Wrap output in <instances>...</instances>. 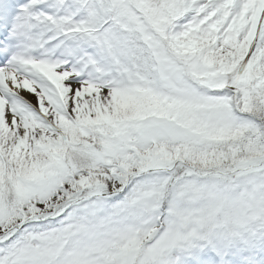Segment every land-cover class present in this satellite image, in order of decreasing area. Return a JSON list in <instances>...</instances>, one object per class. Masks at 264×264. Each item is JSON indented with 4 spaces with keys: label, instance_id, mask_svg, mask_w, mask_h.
I'll list each match as a JSON object with an SVG mask.
<instances>
[{
    "label": "snow or ice",
    "instance_id": "1",
    "mask_svg": "<svg viewBox=\"0 0 264 264\" xmlns=\"http://www.w3.org/2000/svg\"><path fill=\"white\" fill-rule=\"evenodd\" d=\"M0 264H264V0H0Z\"/></svg>",
    "mask_w": 264,
    "mask_h": 264
}]
</instances>
